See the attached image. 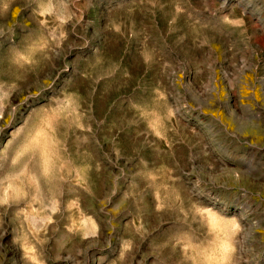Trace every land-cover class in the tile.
<instances>
[{
  "label": "rangeland",
  "instance_id": "374dc122",
  "mask_svg": "<svg viewBox=\"0 0 264 264\" xmlns=\"http://www.w3.org/2000/svg\"><path fill=\"white\" fill-rule=\"evenodd\" d=\"M0 264H264V0H0Z\"/></svg>",
  "mask_w": 264,
  "mask_h": 264
}]
</instances>
